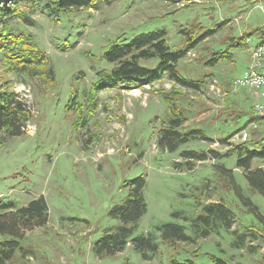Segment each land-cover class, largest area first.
Returning <instances> with one entry per match:
<instances>
[{"label":"rangeland","instance_id":"obj_1","mask_svg":"<svg viewBox=\"0 0 264 264\" xmlns=\"http://www.w3.org/2000/svg\"><path fill=\"white\" fill-rule=\"evenodd\" d=\"M47 2L22 0L20 6L33 22L13 18L10 24L14 32L32 35L48 53L54 85L44 88L36 76L7 71L0 64V89L15 92L31 114L24 133L0 145V200L22 206L44 195L49 207L48 223L27 231L23 249L8 264H170L173 254L193 258L196 249L221 256L229 264H264V227L257 217V212L264 214V196L246 178L247 172L264 169V154L252 159L249 170L237 166L248 150L264 153V117L248 120L255 114V104H264V96L247 87L235 91L233 86L250 65V47L260 42L259 32L247 33L264 29V0H115L56 15ZM151 27L166 29L173 50L186 46L191 35L208 33L179 61L187 78L203 81L201 88L182 87L167 75L143 87L105 88L87 124L76 125L77 111L67 108L70 96L85 103L99 72L113 66L104 53L116 38H130ZM241 34L250 38L249 47L232 49L231 60L207 64L212 51L225 49L230 37ZM162 89L180 90L183 98H177V105L189 117L180 130L201 129L209 138L198 133L173 152L161 148L160 129L170 116L158 92ZM227 106L248 112L234 121ZM92 110L87 107L84 114ZM240 127L250 133L245 148H233L236 141L222 140ZM185 150L204 151L208 158L186 160L181 156ZM218 167L232 172L243 198L231 175ZM141 175L146 179L147 211L135 235H153L158 250L144 259L129 242L114 255H97L96 241L122 224L109 209L125 200V182ZM214 201H223L232 210L231 230L215 221L211 233L198 243L161 237L157 226L170 221L185 224L194 234V219ZM237 235H246L239 246ZM200 259L194 258L197 264ZM205 262L212 264L211 259Z\"/></svg>","mask_w":264,"mask_h":264},{"label":"trees","instance_id":"obj_2","mask_svg":"<svg viewBox=\"0 0 264 264\" xmlns=\"http://www.w3.org/2000/svg\"><path fill=\"white\" fill-rule=\"evenodd\" d=\"M22 0H0V64L7 68V71H14L19 74L36 76L41 80V84L49 88L56 82L55 69L51 64L50 57L32 35L13 31L10 19L19 18L26 23H32L31 17L21 8ZM115 0H48L47 6L51 14H59L70 9H88L97 8L100 2L112 4ZM193 1V0H191ZM185 27H181L183 32ZM211 31V30H210ZM259 32V33H258ZM258 33L259 43L264 42V29L256 28L247 35L252 36ZM207 32L199 37L191 35L185 41L186 46L181 50H173L169 35L165 28L160 29H142L130 38L118 36L114 43L104 53V58L113 66L110 69L103 68L99 72L98 79L93 83L91 89L87 92V101L81 103L77 95H71L67 103L68 109L77 111L78 118L75 124L79 127L85 126L96 110L97 98L100 90L105 88H138L154 81L168 76L182 87L199 89L204 84L202 80L189 79L181 71L179 61L186 54L187 50L193 44L198 43L207 36ZM250 39V38H248ZM247 37L241 34L238 37H230L226 41L227 47L212 51V56L206 61L208 65H217L224 60L234 58L232 49L249 47ZM145 60L147 63H143ZM151 63V64H150ZM163 100L168 106L170 116L167 117L165 125L160 129L159 145L168 151H175L179 146L187 141V138L197 136L202 133L205 138H209L201 129H191L189 132H182L180 127L189 119L186 112L177 105V98L181 97L180 90H160ZM231 104V101L229 102ZM87 107L93 108L92 111L84 114ZM227 112L232 114V119L240 118L246 115L248 111L237 110L232 106H227ZM89 111V110H88ZM31 114L26 104L16 98L15 92L0 89V145L6 138L19 136L24 133V127ZM242 116V117H243ZM264 116L251 115L249 121L253 118ZM253 120V121H254ZM245 127H240L238 131ZM238 131H235L237 133ZM233 134V135H234ZM232 135V136H233ZM202 136V135H199ZM232 136L224 137L228 144H233ZM229 138V139H228ZM234 143L233 148H245L243 144L249 142ZM249 154L240 159L237 166L250 169L252 159L264 153H256L248 150ZM181 156L186 160H206L208 154L195 150L182 151ZM226 174H230L234 186L239 195L243 198L241 189L237 186L235 178L231 171L218 167ZM229 170V169H228ZM246 178L250 185L257 189L264 196V169L257 168L254 171L247 172ZM128 187V194L125 200L112 206L109 213L113 218L122 222L119 229L115 232H109L103 235L94 244V250L97 255H114L123 251L126 245L131 242L134 248L144 259H148L150 252L158 250L159 244L153 235H135L138 228V221L147 211V201L144 195L146 179L143 175L135 179L127 180L124 184ZM251 205V209L256 211L252 202L246 200ZM204 214L199 215L193 221L194 234L187 232V226L180 222H166L157 226L161 237L165 241H192L198 243L202 236H208L211 233L212 224L219 221L226 229L231 230L234 221L233 213L230 207L223 201H214L204 205ZM179 216L180 212H174ZM258 223L264 227V214L257 212ZM49 221V207L44 195L33 198L27 204L17 206L14 201L0 200V264H8L13 259L17 250L21 246V240L25 237L27 231H32L37 227L45 226ZM236 232V231H234ZM237 234V233H236ZM1 235H9L10 238H1ZM246 235H237L236 243L241 245L245 242ZM194 257L181 259L178 254H173L170 264H197L194 258L204 255L207 258L200 259L201 264H205L206 259H211L212 264H229L228 261L218 255L209 252L200 253L199 250L192 251ZM129 264V263H127Z\"/></svg>","mask_w":264,"mask_h":264},{"label":"built area","instance_id":"obj_3","mask_svg":"<svg viewBox=\"0 0 264 264\" xmlns=\"http://www.w3.org/2000/svg\"><path fill=\"white\" fill-rule=\"evenodd\" d=\"M249 40L250 39H248V41ZM250 49V65L242 74L235 78L233 86L235 91L239 87H247L255 90L260 96H264V42L257 43L256 45L251 46ZM255 115L264 116V104H255ZM249 139L250 133L245 127L235 133L230 141L242 143L248 141Z\"/></svg>","mask_w":264,"mask_h":264},{"label":"crops","instance_id":"obj_4","mask_svg":"<svg viewBox=\"0 0 264 264\" xmlns=\"http://www.w3.org/2000/svg\"><path fill=\"white\" fill-rule=\"evenodd\" d=\"M259 43V42H258Z\"/></svg>","mask_w":264,"mask_h":264}]
</instances>
